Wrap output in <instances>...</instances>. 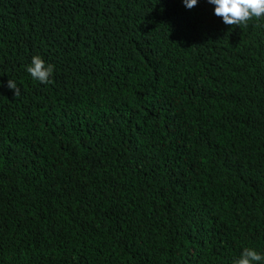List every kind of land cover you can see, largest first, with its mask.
<instances>
[{
  "label": "trees",
  "instance_id": "16d2710c",
  "mask_svg": "<svg viewBox=\"0 0 264 264\" xmlns=\"http://www.w3.org/2000/svg\"><path fill=\"white\" fill-rule=\"evenodd\" d=\"M214 7L0 0V264L264 253V18Z\"/></svg>",
  "mask_w": 264,
  "mask_h": 264
},
{
  "label": "clouds",
  "instance_id": "9594fccd",
  "mask_svg": "<svg viewBox=\"0 0 264 264\" xmlns=\"http://www.w3.org/2000/svg\"><path fill=\"white\" fill-rule=\"evenodd\" d=\"M207 2L215 6L214 15L222 17L226 25H242L253 18H264V0H207ZM182 3L185 8L192 9L199 0H182ZM26 71L34 81L49 84L52 82L50 78L54 72V65L47 64L40 56H33ZM8 87L14 90L16 96L21 94L15 81L9 79ZM261 261H264V253L254 248H245L234 264H260Z\"/></svg>",
  "mask_w": 264,
  "mask_h": 264
}]
</instances>
